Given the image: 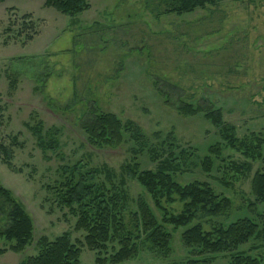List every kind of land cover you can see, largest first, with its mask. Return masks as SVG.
<instances>
[{
  "label": "rangeland",
  "instance_id": "rangeland-1",
  "mask_svg": "<svg viewBox=\"0 0 264 264\" xmlns=\"http://www.w3.org/2000/svg\"><path fill=\"white\" fill-rule=\"evenodd\" d=\"M88 2L89 9L74 25L44 0L0 2V105L4 108L0 144L12 148L16 168L0 159V179L24 204L35 226L30 245L21 253L6 249L0 264H21L39 252L40 238L54 240L66 231L74 242L84 243L85 232L74 228L76 217L56 199L63 166L80 162L88 169L107 168L119 183L124 167L135 162L131 152L135 145L128 136L117 147L88 144L80 119L90 106L136 122L153 142L155 132L162 137L173 132L181 146L196 150L198 162L211 146L224 142L202 114L181 115L167 99L177 106L180 102L196 105L205 98L221 109L237 137L264 138V0H223L182 15L166 13L163 0ZM24 15L31 17L24 19ZM7 27H11L8 32ZM28 35L33 37L29 41ZM12 72L17 73L14 88L8 78ZM31 114L43 121L45 129H60L57 152L44 153L37 146L25 126ZM136 162L141 169L155 170L147 151ZM234 162H249L251 170L241 173ZM263 167L261 160H250L226 147L219 158L214 157L211 172L198 166L176 173L174 179L182 186L208 183L216 194L230 199L229 208L187 227L165 225L172 235L167 257L142 250L117 264H184L192 258L229 264V253L193 257L182 234L199 221L205 231L242 218L261 223L264 204L256 203L252 179ZM103 179L104 175L97 178ZM124 190L129 210H136L137 198L143 197L161 222L162 210L140 183L127 178ZM161 203L173 214L183 210L179 201ZM5 246L0 242V247ZM81 248V264H100L97 258H107L118 246L109 245L107 251L89 250L84 244ZM239 251L263 256L264 264V239H252Z\"/></svg>",
  "mask_w": 264,
  "mask_h": 264
},
{
  "label": "trees",
  "instance_id": "trees-1",
  "mask_svg": "<svg viewBox=\"0 0 264 264\" xmlns=\"http://www.w3.org/2000/svg\"><path fill=\"white\" fill-rule=\"evenodd\" d=\"M3 1L5 0H0ZM44 1L46 6L68 16L71 25L90 7L88 0ZM163 1L167 5L166 13L182 15L207 5H216L223 0ZM28 17L31 16L24 15L23 18ZM10 29L11 27H7L6 31ZM32 35L26 36V40H31ZM16 76L17 73L14 72L8 74L11 88L16 85ZM37 83L40 86L38 79ZM166 102L181 115L202 114L218 130L224 143L211 146L208 155L198 162L196 150L181 146L173 132L165 137H162L161 132H155L153 142L136 122L122 120L114 113L90 106L80 119V127L86 134L88 144L98 148L117 147L128 136L135 145L131 149L135 162L124 167V176L119 183L114 182L113 174L107 168L88 169L86 164L80 162L73 166H63L62 180L55 187L56 199L61 207L68 208L76 217L74 228L85 232L84 243L80 242L79 245L74 242L71 233L67 231L54 240L42 237L37 243L39 252L25 258L21 264H81V244L86 245L89 250L99 251H107L112 244L118 246L107 258H97L100 264H117L133 259L142 250L167 257L172 235L165 229V225H171L174 229L187 227L196 219L218 216L229 208L230 199L216 194L208 183L194 181L182 186L174 179V175L198 166L207 173L211 172L214 157L219 158L226 147L242 152L250 160H261L264 164V138L255 134L237 137L235 127L223 120L221 109L205 98L196 105L180 102L175 106L169 99ZM3 111L4 108L0 105V125ZM30 120L25 126L42 152H57L60 148V129H45L43 121L36 114H31ZM144 151H147L155 170L141 169L136 162L137 156ZM13 157L12 148L0 144V159L15 170ZM232 165L241 173L251 170L249 162H234ZM100 175H104L103 180H97ZM127 178L136 180L153 196L156 206L163 212L161 222L156 219L143 197L137 198L136 210H129V200L124 190ZM252 193L257 204H264V167L253 176ZM163 199L168 204L176 201L183 203V210L179 214L169 212L162 206ZM127 213L130 215V222L126 221ZM260 220L261 223H257L250 218H242L227 227L217 225L210 231H205L199 221L183 232L182 241L191 249L193 257L229 253L232 254L229 264H262L263 256L255 257L239 251L242 245L252 239H264V215L260 216ZM34 228V220L24 204L3 186L0 179V242L6 245L0 247V254L5 253L6 249L16 253L23 252L33 241ZM208 261L207 258H192L184 264H206Z\"/></svg>",
  "mask_w": 264,
  "mask_h": 264
}]
</instances>
